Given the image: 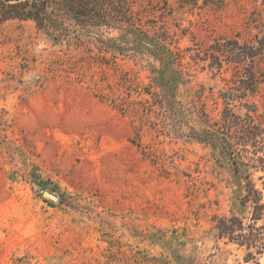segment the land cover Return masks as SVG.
<instances>
[{
	"label": "rangeland",
	"instance_id": "obj_1",
	"mask_svg": "<svg viewBox=\"0 0 264 264\" xmlns=\"http://www.w3.org/2000/svg\"><path fill=\"white\" fill-rule=\"evenodd\" d=\"M196 1L133 0L82 44L0 24V264H264L217 227H264V150L235 137L251 115L264 145V56L249 87L210 54L264 35L263 0Z\"/></svg>",
	"mask_w": 264,
	"mask_h": 264
},
{
	"label": "trees",
	"instance_id": "obj_2",
	"mask_svg": "<svg viewBox=\"0 0 264 264\" xmlns=\"http://www.w3.org/2000/svg\"><path fill=\"white\" fill-rule=\"evenodd\" d=\"M224 1L204 0V4L211 3L221 6ZM132 3L133 0H0V24L13 19L32 20L39 29L47 30L49 34L54 35L57 39H65L69 45L82 44L84 42L83 37L96 34V29L102 24L113 22L133 24L137 18L135 19ZM193 5L198 7V0L193 2ZM263 13L264 8L262 11L253 12L250 23L253 25L260 24L264 27ZM211 49L210 54L212 63L215 64L214 67L222 68L224 61L235 63L237 67L244 66L247 70L246 81L249 87L258 82L254 64L264 56V35L255 34L251 39L242 42L240 35L237 34L235 38L216 41ZM232 116L238 117L233 113ZM248 117L250 120L252 119L250 128H247V130L241 129L235 137L243 145L252 143L256 150H264V145H259L258 140L260 126L255 124V120L251 115H248ZM232 126L233 124L227 120V124L223 125L224 131H220L224 135L219 137L213 134L211 138L220 139L230 136ZM234 163L236 164V170L239 171L242 163L235 155ZM262 196V192L251 181L248 182V193L245 200L255 202V214L253 216L255 220L261 218L258 211L264 209V205L259 203ZM256 223L253 222L249 225L250 232L248 234H234L237 229H244L241 225L242 222L237 217L224 218L217 227L221 236H230V239H239L241 244L247 243L248 247L255 246L258 249H263L264 227H257ZM258 242L260 245L257 244Z\"/></svg>",
	"mask_w": 264,
	"mask_h": 264
},
{
	"label": "water",
	"instance_id": "obj_3",
	"mask_svg": "<svg viewBox=\"0 0 264 264\" xmlns=\"http://www.w3.org/2000/svg\"><path fill=\"white\" fill-rule=\"evenodd\" d=\"M45 194H46L47 196H49L50 198H52V199H57L56 196H54L53 194H51V193H49V192H45Z\"/></svg>",
	"mask_w": 264,
	"mask_h": 264
}]
</instances>
